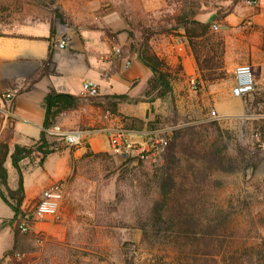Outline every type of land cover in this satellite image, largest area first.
Listing matches in <instances>:
<instances>
[{
	"label": "rangeland",
	"instance_id": "1",
	"mask_svg": "<svg viewBox=\"0 0 264 264\" xmlns=\"http://www.w3.org/2000/svg\"><path fill=\"white\" fill-rule=\"evenodd\" d=\"M246 4L247 0H0V34L18 30L29 19L50 11L47 14L53 27L62 34L89 28L96 37H107L123 50L119 36L127 32L131 39L128 45L138 52L148 42L165 60L175 80L182 74V54L187 46L185 27L179 25L178 18L186 13L196 19L206 13L223 17ZM214 41L221 40L215 36L207 40L209 44ZM228 74L223 70L221 75ZM171 94L173 91L161 97L164 112L149 122H137L132 129L144 130L154 124L184 128L217 120L233 155L240 153L239 146H249L257 153L244 166L215 171L221 179L217 201L232 210L228 239L217 254L220 262L215 264H228L232 257L238 258L235 264H257V257L264 252V123L240 114L204 119L202 112L207 110L199 107L202 100L198 96L169 97ZM9 136V130L1 133L0 150ZM50 139L57 146L67 145L56 136ZM166 157L160 163L136 162L112 148L87 151L75 160L66 180L60 215L49 220L50 228L21 232L17 249L21 256L11 263L192 264L193 257L173 243L152 246L144 241L140 226L153 201L161 196L154 178ZM10 168L13 171L12 164ZM33 204L26 207L28 211Z\"/></svg>",
	"mask_w": 264,
	"mask_h": 264
},
{
	"label": "crops",
	"instance_id": "2",
	"mask_svg": "<svg viewBox=\"0 0 264 264\" xmlns=\"http://www.w3.org/2000/svg\"><path fill=\"white\" fill-rule=\"evenodd\" d=\"M47 12L29 19L22 28L0 34V135L10 131V155L6 161L9 184L17 188L19 172L11 154L16 143L33 144L45 129L47 114L46 99L52 89L84 96L79 107L62 112L57 122L68 128L86 131L87 147L71 148L67 145L52 153L41 162V155L27 157L22 162L26 197L23 207L33 206L43 190L57 180H67L74 168L75 160L87 151L110 150V140L105 126L114 124L102 106L94 105L84 90V81L95 79L100 94L127 93L131 97L144 96L154 76L153 69L142 60L140 53L128 44L131 39L124 32L119 42L125 46L116 53L114 42L107 37H96L93 30L53 33L51 18ZM251 18L252 27H244ZM212 25L215 39L223 50V66L202 67L186 37L183 71L173 80V94L183 98L189 94L198 96L199 107L207 110L204 119L222 118L227 115H248L264 123V0L259 5H238L225 16L213 13L199 16ZM67 41L65 47L59 43ZM216 44V45H218ZM204 58V57H203ZM242 63H251L254 68L256 89L252 94L237 96L233 92L236 68ZM226 70L228 76L220 74ZM213 73L214 77L207 76ZM206 75V76H205ZM199 77L202 84L194 88L193 80ZM15 91L13 115L8 109L5 93ZM261 110V111H258ZM120 115L134 118L137 122H149L158 112H164L163 100L125 101L119 104ZM249 113V114H247ZM132 119V120H131ZM144 130H134L135 136L144 135ZM12 164L13 171L10 168ZM15 210L0 193V257L5 256L16 242L14 224L11 220ZM52 221H37L34 230L50 228Z\"/></svg>",
	"mask_w": 264,
	"mask_h": 264
},
{
	"label": "trees",
	"instance_id": "3",
	"mask_svg": "<svg viewBox=\"0 0 264 264\" xmlns=\"http://www.w3.org/2000/svg\"><path fill=\"white\" fill-rule=\"evenodd\" d=\"M193 16L186 13L178 18V22L179 25L184 24L185 35L189 38L197 60L202 67L223 66V50L220 45L215 41L211 44L207 42L214 37L212 21L205 22ZM55 32L53 27V33ZM139 53L142 60L154 71L145 95L133 98L127 93L100 94L89 97L94 105L102 106L105 111L120 114L121 102L153 101L173 91V75L165 60L148 42L140 47ZM222 73L223 71L220 72ZM207 76L214 77L213 73ZM83 97L57 89L49 92L46 99L45 129L41 138L33 144L16 143L11 154L13 164L19 172L17 188L10 186L9 170L6 166L10 155V136L2 142L0 193L15 210L11 223L15 225L16 242L5 256L0 257V264H4L7 256L10 264L19 258L17 249L20 247V233L31 232V230L23 232L18 225L28 211L23 207L26 190L21 162L27 157L33 159L34 155L39 153L43 163L50 153L61 148L51 141L50 136L54 135L50 134L47 128L57 122L62 112L79 107ZM137 121L134 118L127 124L130 128H136ZM150 126L159 127L155 124ZM224 135L225 132L217 120L175 129L167 149L166 161L155 171L154 182L161 196L153 201L149 214L140 224L144 241H148L152 246L173 243L182 250L181 252L186 251L193 257L192 264L220 262L217 254L228 239L232 210L217 201L216 193L221 185V179L215 175V171H230L235 169L237 164L244 166L257 155L256 152L250 151L249 146H239L240 153L233 155L229 150L228 141H224ZM235 263H238V258L232 257L228 264ZM257 264H264V252L257 257Z\"/></svg>",
	"mask_w": 264,
	"mask_h": 264
},
{
	"label": "built area",
	"instance_id": "4",
	"mask_svg": "<svg viewBox=\"0 0 264 264\" xmlns=\"http://www.w3.org/2000/svg\"><path fill=\"white\" fill-rule=\"evenodd\" d=\"M260 0H247L251 6L259 5ZM253 20L248 18L244 22V27H252ZM215 29L219 28L218 24H214ZM60 47H65L67 41L63 40L59 43ZM116 53L120 54L121 47H115ZM235 85L233 92L237 96H246L252 94L256 89V80L254 68L251 63H242L236 68ZM202 84L199 77L193 80L194 88H198ZM84 90L88 97L100 95L99 83L88 78L84 81ZM8 102V109L13 115L15 91L5 93ZM111 117L115 118V123L106 125L105 132L107 133L112 150L126 158H130L136 162L154 161L160 163L164 160L167 153L170 141L173 138L175 129L180 125H169L161 127H146L144 135L135 136L134 129L127 124L126 118L120 114H114L107 111ZM47 131L63 140L67 146L71 148L87 147L86 131L82 128H68L56 122ZM67 193V184L65 180H57L47 186L37 201L33 209L26 211L23 219L19 222V227L23 232H27L33 228L37 221L50 220L58 217L61 213L62 205ZM21 256V253H17ZM4 264H10L9 257H6Z\"/></svg>",
	"mask_w": 264,
	"mask_h": 264
}]
</instances>
